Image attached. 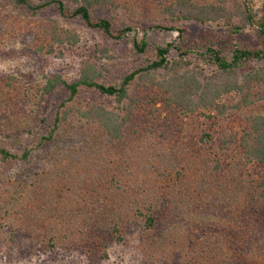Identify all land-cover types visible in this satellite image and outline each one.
I'll list each match as a JSON object with an SVG mask.
<instances>
[{
	"label": "trees",
	"instance_id": "16d2710c",
	"mask_svg": "<svg viewBox=\"0 0 264 264\" xmlns=\"http://www.w3.org/2000/svg\"><path fill=\"white\" fill-rule=\"evenodd\" d=\"M4 1L34 14L55 6L62 17L81 19L116 41L126 39L136 28L115 23L112 16L96 17L100 7L115 8V0H71L72 10L67 0ZM167 11L176 21L191 20L208 27L210 22L225 21L231 31L207 30L202 39L189 43L187 28L171 26L179 31L181 42L155 45L152 58L115 84L100 82L101 71L93 63H86L71 81L59 74L48 78L42 96L58 86L68 96L45 133L37 135L38 146L52 163L62 161L67 153L55 157L51 151L62 122L76 120L84 130L74 157L88 168L77 178L58 167L40 176L30 166L34 148L24 145L14 153L0 147L1 161H17L21 166L5 187L13 185L20 193L34 188L32 199L42 196L39 207L46 216L45 223L40 222L41 216L28 201L23 204L24 216L18 218L20 225H13L33 241L55 248L59 225L68 223L67 231L70 225L75 227L74 233L82 236L88 250L103 251V257H108L114 243L127 245L128 235L136 233L144 254L142 264H264V114L248 115L242 130H224L219 136L216 130H203L190 142L179 134L173 140L157 126L155 109L140 114L147 102L131 90L133 85L159 88L168 106L207 120L228 119L235 111L257 105L264 100V0L230 4L229 0L206 4L176 0ZM247 30L256 36L255 44L243 45L230 37ZM145 31L141 39L134 38L136 54L150 51ZM173 50L178 56L169 58ZM83 89L100 92L117 106L110 108L93 99L84 108H76L72 102ZM233 92L239 99L228 105L223 98ZM109 155L114 158L109 160Z\"/></svg>",
	"mask_w": 264,
	"mask_h": 264
},
{
	"label": "rangeland",
	"instance_id": "374dc122",
	"mask_svg": "<svg viewBox=\"0 0 264 264\" xmlns=\"http://www.w3.org/2000/svg\"><path fill=\"white\" fill-rule=\"evenodd\" d=\"M32 1L38 2V0ZM192 1L206 4L215 0ZM233 1L229 0V4ZM237 1L244 2V0ZM115 2L117 3L115 8L100 7L95 15L96 17L112 16L116 19L115 23L126 22L136 27L135 31L130 32L128 37L121 41L111 39L103 32L88 27L81 19L62 17L55 6L34 14L27 7L15 8L0 0V147L14 153L21 151L24 145L34 148L30 166L37 170L40 176H45L46 172L58 167L57 170L60 169L63 173L69 170L72 177L77 178L84 173V168H88V165H83V162H79L74 157L79 154L78 149L82 144L83 135L80 132L84 130L76 120L62 122L58 131V142L51 151L54 156L55 154L59 156L60 152L67 153V157L62 161L52 163L47 152H43V148L38 146L37 135L45 133L61 102L68 96V93L59 86L54 92L42 96L48 78L59 74L71 81L79 76L81 68L86 63H93L101 71V75L98 76L100 82L115 84L120 81L121 76L144 63L148 58H152L154 55L152 47L155 45L172 43L176 46L181 42L179 31L170 29L171 26L187 28L189 43L202 39L203 33L207 30L224 34H229L231 31V25L226 24L225 21L210 22L208 25L211 27H208L191 20H174L167 9L176 0H115ZM67 4L70 10L75 6L71 0H67ZM155 25L166 28L154 27ZM143 27L147 30L145 32L150 51L140 55L135 52L134 38L141 39L144 33ZM230 37H236L243 45L255 44L256 41V36L249 30ZM177 56V51L173 50L169 58ZM191 61L196 60L191 57ZM258 65H262L261 62H258ZM208 68L206 67L207 70ZM134 86L131 87L132 91L135 89L134 95L147 102L139 110L140 114L145 116L150 110L155 109L154 119L157 126L173 140H176L179 134L190 142L192 137L195 139L196 136H200L203 130H216V136L224 130L238 131L240 128L242 130L247 123L244 119L248 115L264 114V100H261L249 109L235 111L228 119L207 120L206 117L197 114L184 115L175 105L168 106L159 88L151 89L149 85H140L137 88ZM259 90H262V87ZM155 98H158L156 105L152 104ZM93 99L105 103L110 108L117 106L113 99L91 89H83L80 97L72 103L76 108H84L89 105L88 101ZM238 99L236 92L227 94L223 98L228 105L235 104ZM236 153L238 152H235V155ZM70 155L74 158L71 159ZM146 155L149 156V152ZM108 158L112 160L114 156L109 155ZM82 161H86L85 156H82ZM20 169L21 166L17 161L0 160V264H142L144 262V254L136 233L128 235L127 245L114 243L108 248V257H103L101 254L103 251L93 253L88 250L82 236L74 233L75 227L70 225V230L67 231L68 223L59 225V231L55 234V240L58 242L54 243L55 248H47L46 242L40 243L37 239L33 241L34 239L25 230H18L13 224L20 225L19 219L24 216L26 210V207H23L25 202H31L32 209L41 216L40 222L45 223L43 220L46 217L40 211L42 207H39L43 205L38 201L43 200L42 196L32 199L36 191L34 188L28 187L26 191L20 193V188L16 190L13 185L5 187L4 184L8 180L14 181ZM28 191H31L32 195L27 194ZM59 221L62 222L60 218ZM55 222L52 224L55 225ZM13 236L15 239L11 242L10 238Z\"/></svg>",
	"mask_w": 264,
	"mask_h": 264
}]
</instances>
